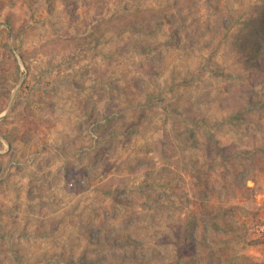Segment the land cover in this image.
<instances>
[{
    "label": "rangeland",
    "instance_id": "obj_1",
    "mask_svg": "<svg viewBox=\"0 0 264 264\" xmlns=\"http://www.w3.org/2000/svg\"><path fill=\"white\" fill-rule=\"evenodd\" d=\"M262 21L264 0H0V264H264V64L236 46Z\"/></svg>",
    "mask_w": 264,
    "mask_h": 264
},
{
    "label": "trees",
    "instance_id": "obj_2",
    "mask_svg": "<svg viewBox=\"0 0 264 264\" xmlns=\"http://www.w3.org/2000/svg\"><path fill=\"white\" fill-rule=\"evenodd\" d=\"M134 16V17H133ZM136 17H141L139 15H132V19H136ZM143 33L145 35L149 34V31L151 30V25L150 22L148 21L149 18L152 19H160V21H158L159 27L160 29H163V27L165 26V22L162 21V19H165L166 15L163 14V11L160 10L158 11L157 14L154 15H150V14H143ZM260 19L263 17H259ZM137 20V19H136ZM146 23V24H144ZM157 22H155L156 24ZM98 33V32H96ZM100 34V33H99ZM98 34V35H99ZM182 31L180 29V27L177 28H170L169 29V34H168V38H167V44L173 45L175 48L179 46V44L182 41ZM251 36L253 37L252 39H248L246 38L244 42H241L239 44H236V46L239 47V53H240V57L242 58L245 54V56L247 58H255V62L250 64L251 66L254 67H260L264 64V21H262V23L258 24V26L253 30ZM98 43H100L99 41H97ZM20 69V66H19ZM162 102H165V100H162ZM253 102V101H251ZM254 103V102H253ZM253 103H250L248 105V107H253L251 105H253ZM176 109H172L171 112L173 114H175V116L179 115V112H177V108L178 106H175ZM188 119V123L192 122V118L187 116ZM187 123V124H188ZM191 124V123H190ZM192 126V125H191ZM187 132V137L188 140L194 145L197 146L198 145V141L196 139V134L194 132V129L192 127H190L189 125L186 126L185 130H184V135ZM16 139L15 136L12 137H7V142L10 145V147L13 146L14 144V140ZM210 141H213V138L209 139ZM214 145H216V147H220L218 142H214Z\"/></svg>",
    "mask_w": 264,
    "mask_h": 264
},
{
    "label": "built area",
    "instance_id": "obj_3",
    "mask_svg": "<svg viewBox=\"0 0 264 264\" xmlns=\"http://www.w3.org/2000/svg\"><path fill=\"white\" fill-rule=\"evenodd\" d=\"M263 229H264V228H262V230H263ZM262 230H261V231H262Z\"/></svg>",
    "mask_w": 264,
    "mask_h": 264
}]
</instances>
